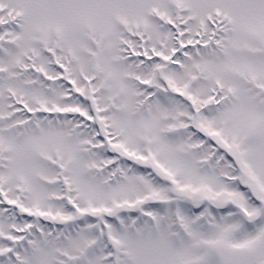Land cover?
Returning a JSON list of instances; mask_svg holds the SVG:
<instances>
[{
    "label": "snow or ice",
    "instance_id": "1",
    "mask_svg": "<svg viewBox=\"0 0 264 264\" xmlns=\"http://www.w3.org/2000/svg\"><path fill=\"white\" fill-rule=\"evenodd\" d=\"M0 264H264V0H0Z\"/></svg>",
    "mask_w": 264,
    "mask_h": 264
}]
</instances>
